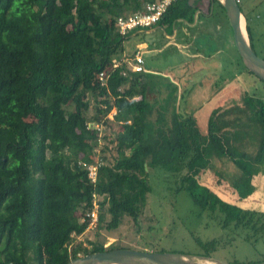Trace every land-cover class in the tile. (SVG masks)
<instances>
[{"label": "trees", "instance_id": "1", "mask_svg": "<svg viewBox=\"0 0 264 264\" xmlns=\"http://www.w3.org/2000/svg\"><path fill=\"white\" fill-rule=\"evenodd\" d=\"M148 1L0 0V264H65L80 251L115 248L99 242L90 249L72 246V233L84 231L94 193L102 197L99 227L115 229L125 214L135 222L152 192V174L173 180L176 191H185L225 229V240L194 237L202 255L236 236L252 243L264 237V211L197 183L194 172L197 161L203 168L202 161L218 152L242 171L236 188L253 190L256 170L247 166L264 164L262 100L246 95L240 105L215 110L202 132L192 115L146 99L153 76L131 72L123 62L112 68L128 34L119 32L117 17ZM207 1L202 14L214 3L223 9L218 0ZM194 2L177 0L157 23L191 22ZM242 13L251 44V26ZM107 69L102 82L98 74ZM88 95L100 116H87ZM112 108L121 126L113 130L116 154L109 162L99 154L104 163L91 183L80 162L93 160L98 130L92 122ZM252 141L255 148L248 153L244 148Z\"/></svg>", "mask_w": 264, "mask_h": 264}, {"label": "rangeland", "instance_id": "2", "mask_svg": "<svg viewBox=\"0 0 264 264\" xmlns=\"http://www.w3.org/2000/svg\"><path fill=\"white\" fill-rule=\"evenodd\" d=\"M241 10L247 15L251 26V45L256 54L260 57L264 56V0H240L238 2ZM199 7L203 13L208 12V1L199 0ZM127 11L126 13H129ZM212 13V14H211ZM211 13L209 16L211 34H216V41L219 47L218 59L226 62V73L235 69H244L239 61L240 57L235 48L232 30L227 20L225 11L217 4H212ZM246 22V20H245ZM172 28H166L163 34L170 32ZM197 44V43H196ZM173 50L172 47L167 49ZM169 52L164 51V54H155L151 57L153 64L165 66L166 62L171 58L165 56ZM233 61L231 66L229 62ZM239 64V67L238 65ZM251 79H243L237 84V90L230 95L231 101L234 102L225 108L233 107L236 104H242L243 97L246 95H255L260 98L264 104V81L251 75L248 71L243 72ZM155 82H164L167 80L163 75H153ZM239 84L241 86H239ZM237 85H235L237 87ZM90 100L89 108L86 112L87 116L92 117L95 114L100 116L95 108V102L88 95ZM230 99H228L229 101ZM227 101V102H228ZM110 120V119H109ZM200 122V120H199ZM95 124V123H92ZM105 126V127H104ZM119 123L113 120L102 124V132L100 143L95 147V150L100 152L101 156L109 162L116 154L117 143L114 140L113 130L120 128ZM246 143V142H245ZM247 145V146H246ZM244 150L248 153L254 151L255 144L246 143ZM122 146V145H119ZM229 161V160H228ZM225 161H221L212 165L211 170L215 176L213 178L204 179L200 161H197L194 166V172L198 177L197 183L209 184L210 187L222 191L223 195L233 200L228 192L231 188L239 186V182L235 181L242 176V171L239 167L230 163L228 166ZM257 171L251 177L253 181L251 187L254 190L251 198L248 200L235 199L240 203L257 210L264 211V164H258ZM164 171L163 169H159ZM166 172V171H164ZM201 177V178H200ZM203 178V179H202ZM199 179V181H198ZM153 189L147 195L146 203L142 207L137 220L134 222L128 215H123L119 225L115 229L107 230L102 227L96 230L86 231L75 234L72 246L79 243L84 248H91V242H99L105 248L110 247H126L136 250H147L155 252H181L189 254H202L203 249L195 242V236L206 241L211 238L220 236L228 239L226 231L215 220L214 216H209L205 212H200L199 209L192 203L191 198L185 191H176L173 180H168L165 176L151 175L149 178ZM230 185L227 184V182ZM164 183L166 185H164ZM235 185V186H234ZM231 186V187H230ZM240 189V188H239ZM232 192V191H231ZM100 199V198H99ZM245 202V203H243ZM106 204L104 205L105 221L109 219L106 213ZM109 242V244H108ZM104 244H108L105 245ZM78 255H83L82 251ZM212 257L232 262V263H252L264 260V237L257 242L244 240L241 236H236L223 247H218L211 251Z\"/></svg>", "mask_w": 264, "mask_h": 264}, {"label": "crops", "instance_id": "3", "mask_svg": "<svg viewBox=\"0 0 264 264\" xmlns=\"http://www.w3.org/2000/svg\"><path fill=\"white\" fill-rule=\"evenodd\" d=\"M195 0H189L192 4ZM197 9L193 14V20L177 19L173 23H156L150 27L133 29L128 32L124 41V50L118 58L124 64L131 61L133 53L139 50L144 59V71L149 75H163L167 80L155 82L145 92L146 99L153 103H167L170 112L175 109L183 115L195 117L197 125L202 132L207 129V120L215 110L225 109V106L234 102L230 95L237 90L238 83L243 79H251L246 76L244 70L235 69L226 73V62L218 59L219 47L216 43V34H211L209 14H202L199 0H196ZM203 15V16H202ZM166 28H172L163 34ZM197 43V44H196ZM172 47L173 50H167ZM171 57L165 66L154 65L151 57L155 54H164ZM232 66L233 61L229 62ZM239 67V64H237ZM237 85V87L235 86ZM239 86H241L239 84ZM244 98V97H243ZM228 99H230L228 101ZM228 101V102H227ZM229 106V105H228ZM200 120V122H199ZM114 134V131H112ZM213 152V151H212ZM213 156L207 161H202L204 166V179H211L215 174L210 171L213 164L225 161L235 163L224 154L213 152ZM257 171L255 164L247 166ZM239 179L235 181H239ZM251 183L253 182L250 180ZM227 182V181H226ZM228 185L230 183L227 182ZM231 187V186H230ZM248 187V184H247ZM255 189L241 187L231 188L229 194L233 200H248ZM240 203V201H239ZM244 203V202H243Z\"/></svg>", "mask_w": 264, "mask_h": 264}, {"label": "water", "instance_id": "4", "mask_svg": "<svg viewBox=\"0 0 264 264\" xmlns=\"http://www.w3.org/2000/svg\"><path fill=\"white\" fill-rule=\"evenodd\" d=\"M218 1L225 11L241 62L250 72L264 81V59L256 54L250 44L245 17L238 1ZM65 264H264V260L252 263H232L202 254L113 248L77 255Z\"/></svg>", "mask_w": 264, "mask_h": 264}, {"label": "built area", "instance_id": "5", "mask_svg": "<svg viewBox=\"0 0 264 264\" xmlns=\"http://www.w3.org/2000/svg\"><path fill=\"white\" fill-rule=\"evenodd\" d=\"M176 1L177 0L148 1L144 4L142 9L130 12L124 16H118L116 19V24L119 29V32L121 34H127L129 31L133 29L146 28L156 24L161 18V16L164 14V12L167 10V8ZM120 63L121 61L119 59L118 60L114 59L112 62V68L118 66ZM127 69L134 73L144 71V59L139 50H136L133 53L131 61L127 63ZM108 73H109L108 69L101 71L98 74V79L102 82H105ZM122 74H125V71H123ZM139 98L140 96L134 97V99H139ZM115 113H116V109L112 108L104 117L101 118L99 122H92L95 123L92 124V126H94L98 130L97 145L100 143L99 135H101L102 132V124L105 125L106 122L112 121ZM93 152H94V156H93L94 158L92 161H89L88 163L80 162V164L85 166L87 170V177L91 183H95L96 181L99 164L101 162L104 163V159L102 157H99L100 152H98V150H95V147L93 148ZM101 198L102 197L96 193L92 195L91 206L85 212V216H84V220L86 221V227L84 230L86 231H90V230L93 231L99 227V211H100L99 201L101 200ZM74 235L75 234L72 233L73 238ZM108 244H104V246Z\"/></svg>", "mask_w": 264, "mask_h": 264}]
</instances>
